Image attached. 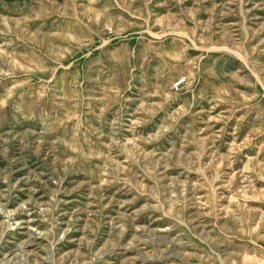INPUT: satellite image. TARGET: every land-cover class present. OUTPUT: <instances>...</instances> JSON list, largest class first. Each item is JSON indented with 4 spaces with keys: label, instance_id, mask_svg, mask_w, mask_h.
Listing matches in <instances>:
<instances>
[{
    "label": "rangeland",
    "instance_id": "374dc122",
    "mask_svg": "<svg viewBox=\"0 0 264 264\" xmlns=\"http://www.w3.org/2000/svg\"><path fill=\"white\" fill-rule=\"evenodd\" d=\"M0 264H264V0H0Z\"/></svg>",
    "mask_w": 264,
    "mask_h": 264
},
{
    "label": "bare ground",
    "instance_id": "6f19581e",
    "mask_svg": "<svg viewBox=\"0 0 264 264\" xmlns=\"http://www.w3.org/2000/svg\"><path fill=\"white\" fill-rule=\"evenodd\" d=\"M139 244L143 245L144 242H143V241H140ZM19 247H21V245H20ZM125 248L127 249V246H125ZM15 249H17V248H15ZM172 253L174 254V252H173L171 249H169V251L167 252V256L172 255ZM8 255H9V254H8ZM7 258H8V257H7Z\"/></svg>",
    "mask_w": 264,
    "mask_h": 264
},
{
    "label": "built area",
    "instance_id": "2783aa9c",
    "mask_svg": "<svg viewBox=\"0 0 264 264\" xmlns=\"http://www.w3.org/2000/svg\"><path fill=\"white\" fill-rule=\"evenodd\" d=\"M179 81H177L176 83H178Z\"/></svg>",
    "mask_w": 264,
    "mask_h": 264
}]
</instances>
